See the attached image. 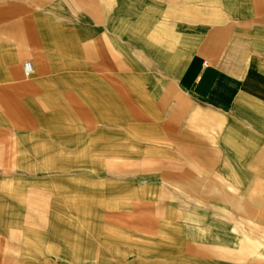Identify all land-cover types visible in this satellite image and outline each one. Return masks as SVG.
Wrapping results in <instances>:
<instances>
[{"label":"rangeland","instance_id":"obj_1","mask_svg":"<svg viewBox=\"0 0 264 264\" xmlns=\"http://www.w3.org/2000/svg\"><path fill=\"white\" fill-rule=\"evenodd\" d=\"M47 1L72 42L35 56L32 89L11 74L21 40L0 28V264H264L252 243L260 199L235 167L199 155L196 123L213 117L129 38L140 0H105L116 13L104 24H88L79 0ZM165 1L216 11L236 0ZM113 21L115 45L99 43ZM31 59L19 63L26 80ZM172 175L202 187L185 198L166 188Z\"/></svg>","mask_w":264,"mask_h":264},{"label":"crops","instance_id":"obj_2","mask_svg":"<svg viewBox=\"0 0 264 264\" xmlns=\"http://www.w3.org/2000/svg\"><path fill=\"white\" fill-rule=\"evenodd\" d=\"M79 1L85 5V11L88 9L91 18L88 24L94 21L104 24L106 17L110 20L116 13L114 4L103 10L105 0L98 1L102 5L85 3L97 0ZM47 2L0 0V28L12 26L14 37L21 40L15 44L19 56L10 63L11 74L25 90L32 89L37 79L35 56L51 57L55 47L67 54L66 46L72 42L71 36L49 18L54 15V7ZM216 8L215 11L213 7L198 8L197 3L183 5L165 0L131 2L129 16L136 19L129 29V38L136 32L143 59H152L162 67L168 64L177 90L204 114L213 117L211 122H205L208 125L203 121L196 123L199 155L218 160L205 164L235 167L238 181H249L245 189L254 199H260L261 206L259 211L255 210L259 223L253 225L252 243L260 246L264 261V0H236ZM113 22L115 27L110 22L111 30L100 37L99 43L115 45L117 23ZM82 24L79 21V29ZM84 25L87 27L86 20ZM25 55L32 58L26 61L32 65L31 75L25 76L31 77L30 80L21 77L19 63ZM200 134L205 135L204 144ZM190 139L194 143V137ZM165 183L167 189L185 198H191L202 187L197 181L178 179L175 175ZM235 205L242 208L239 202ZM215 238L221 243L219 233H215Z\"/></svg>","mask_w":264,"mask_h":264},{"label":"built area","instance_id":"obj_3","mask_svg":"<svg viewBox=\"0 0 264 264\" xmlns=\"http://www.w3.org/2000/svg\"><path fill=\"white\" fill-rule=\"evenodd\" d=\"M23 73L25 76H29L32 73V65L30 62H25L23 64Z\"/></svg>","mask_w":264,"mask_h":264}]
</instances>
